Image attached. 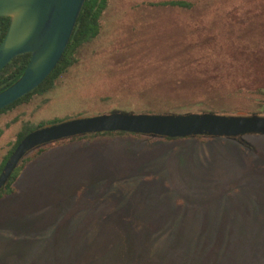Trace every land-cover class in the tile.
Wrapping results in <instances>:
<instances>
[{"label": "rangeland", "instance_id": "obj_1", "mask_svg": "<svg viewBox=\"0 0 264 264\" xmlns=\"http://www.w3.org/2000/svg\"><path fill=\"white\" fill-rule=\"evenodd\" d=\"M130 2L114 1L103 33L54 91L0 116V167L26 127L151 114L124 98H135L151 82L120 79L129 60L152 54L153 38L143 35L147 26L155 34L159 23L151 26L155 16L149 14L139 31L144 40L132 48L130 15L147 10L137 7L139 0ZM211 68L221 75L218 65ZM253 76L223 81L250 91L237 98L246 104L242 109L220 114L264 117V79ZM73 145L79 146L53 148L29 168L18 194L0 201V264H264V136L167 141L102 135Z\"/></svg>", "mask_w": 264, "mask_h": 264}, {"label": "trees", "instance_id": "obj_2", "mask_svg": "<svg viewBox=\"0 0 264 264\" xmlns=\"http://www.w3.org/2000/svg\"><path fill=\"white\" fill-rule=\"evenodd\" d=\"M114 1L87 0L69 46L54 72L35 91L0 111V116L20 106L30 105L34 97L46 95L57 88V83L79 63V58L87 47L98 40L103 33L106 13ZM132 3L129 0V4ZM135 3L137 7L147 12H143L142 16L137 18L130 15L134 21L126 27L133 29L129 35L132 48L139 40H144L140 39L139 34L143 32L139 31L142 25H146L143 22L149 14L155 16L152 17L151 26L152 23L159 25L155 27L158 29L155 30V34L154 32L149 34L147 26L144 33L146 35H143L148 39L153 38L152 54L135 56L129 60L128 68L124 70L120 79L123 84L136 81L140 84L151 82V85L144 88L135 98L132 99L130 95L124 97L125 99L131 101V104L141 105L143 109L145 107V111L151 114L188 113L192 109H199L202 105L209 107L211 110L209 113L213 114L236 113L246 105L239 104L237 98L244 95L242 91H250V89H245L246 85L226 86L223 85V81L238 83L249 81L251 77L256 80L253 74L258 76L257 79L262 80V77L264 79V0H237V2L232 0L231 3L220 0H139ZM229 5L231 9L223 11ZM209 14L216 17L214 22L209 21L213 18L208 20ZM10 24V18L0 19V44L5 39ZM164 51L166 53L161 55ZM31 58V54L20 55L0 73V93L22 78ZM213 65L219 66L216 71L221 75L213 74L215 70L211 68ZM212 80L213 85L220 83L221 88L212 89L210 83ZM262 89L264 88H259ZM257 96L259 95H252L254 98ZM184 109L187 111H183ZM44 127L45 125H39L33 130L24 128L0 167V175L25 137L34 130ZM102 135L132 138L143 136L121 132L103 133L79 136L40 147L28 154L21 162L8 184L0 191V201L17 195L18 186L29 168L48 156L53 148L67 144L75 146L73 144L81 139H92ZM163 139L187 141L193 138ZM194 139L207 141L208 138Z\"/></svg>", "mask_w": 264, "mask_h": 264}, {"label": "water", "instance_id": "obj_3", "mask_svg": "<svg viewBox=\"0 0 264 264\" xmlns=\"http://www.w3.org/2000/svg\"><path fill=\"white\" fill-rule=\"evenodd\" d=\"M87 0H0V19L10 18L0 44V73L18 56L31 54L22 78L0 93V111L39 88L64 56ZM129 133L167 139H235L264 136V117L200 114H106L75 119L30 133L0 175V191L34 150L66 139L103 133Z\"/></svg>", "mask_w": 264, "mask_h": 264}]
</instances>
